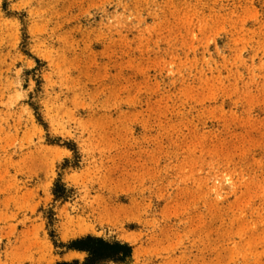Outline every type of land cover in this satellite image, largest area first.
Wrapping results in <instances>:
<instances>
[{
	"label": "rangeland",
	"instance_id": "obj_1",
	"mask_svg": "<svg viewBox=\"0 0 264 264\" xmlns=\"http://www.w3.org/2000/svg\"><path fill=\"white\" fill-rule=\"evenodd\" d=\"M264 264V0H0V264Z\"/></svg>",
	"mask_w": 264,
	"mask_h": 264
},
{
	"label": "trees",
	"instance_id": "obj_2",
	"mask_svg": "<svg viewBox=\"0 0 264 264\" xmlns=\"http://www.w3.org/2000/svg\"><path fill=\"white\" fill-rule=\"evenodd\" d=\"M65 248L68 251L85 253L82 261L57 262L55 264H101L122 261L130 253L127 244L115 241L107 242L101 238L85 236L69 242Z\"/></svg>",
	"mask_w": 264,
	"mask_h": 264
}]
</instances>
